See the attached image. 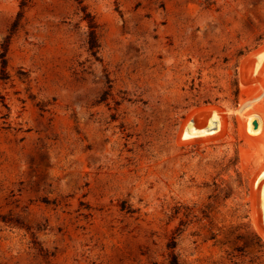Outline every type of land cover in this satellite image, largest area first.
Returning <instances> with one entry per match:
<instances>
[{"label": "rangeland", "instance_id": "rangeland-1", "mask_svg": "<svg viewBox=\"0 0 264 264\" xmlns=\"http://www.w3.org/2000/svg\"><path fill=\"white\" fill-rule=\"evenodd\" d=\"M173 252L264 264V0H0V264Z\"/></svg>", "mask_w": 264, "mask_h": 264}, {"label": "trees", "instance_id": "trees-1", "mask_svg": "<svg viewBox=\"0 0 264 264\" xmlns=\"http://www.w3.org/2000/svg\"><path fill=\"white\" fill-rule=\"evenodd\" d=\"M90 28L93 29L94 28L93 25L90 24ZM91 33H92V35H94V31H92ZM170 248L174 249L175 246L174 247L172 246ZM170 257H171V260H170L169 264H181L178 256L174 252L170 255Z\"/></svg>", "mask_w": 264, "mask_h": 264}]
</instances>
